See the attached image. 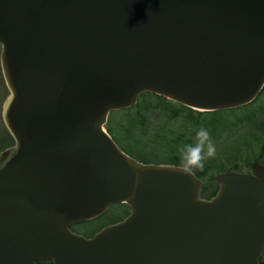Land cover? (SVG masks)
<instances>
[{
	"label": "water",
	"instance_id": "95a60500",
	"mask_svg": "<svg viewBox=\"0 0 264 264\" xmlns=\"http://www.w3.org/2000/svg\"><path fill=\"white\" fill-rule=\"evenodd\" d=\"M0 264H260L264 168L202 182L104 126L152 94L197 112L264 86V0H0ZM125 204L90 239L70 227Z\"/></svg>",
	"mask_w": 264,
	"mask_h": 264
},
{
	"label": "rangeland",
	"instance_id": "374dc122",
	"mask_svg": "<svg viewBox=\"0 0 264 264\" xmlns=\"http://www.w3.org/2000/svg\"><path fill=\"white\" fill-rule=\"evenodd\" d=\"M6 96L7 90L5 88L0 71V152L3 149L8 148L12 145L11 138L9 137L1 119V108ZM259 103L264 104V92L262 93L260 99L256 104L251 105L250 107H247L245 109L238 110L237 112L231 114H219L217 117L221 119L220 123H218L215 127L209 128V125L205 126L209 130L211 140L216 146V154L212 157H208L205 155L203 166L208 163V160H215L214 158L220 160L218 162L224 161L222 160L224 159V155L226 153H231L233 150L235 153H233L234 155H237V151H242V154L240 156L243 159V162L240 166L247 165L257 158L258 152L260 150L258 140L260 139L258 136L254 137L251 132L253 128H261L264 126V115L259 110L261 106V104ZM150 117L151 115L149 116L148 120H150ZM122 118L123 117H121L120 115L112 114L109 118V120H111L110 126H113L115 128L118 126L126 125L125 119ZM246 118H248L249 124L248 121L247 123H244V120ZM211 119V117L207 116L204 120L201 119V121L203 120V123L207 124V122H211ZM151 122L153 123L149 124L147 129L142 132L143 139H153L158 135H164L168 138V141L171 144L174 143L175 138L177 137L179 138V140L181 138L187 141L190 140L193 136H195L196 129L192 126L190 121L186 119V114H182L178 117V119L170 122H167L164 116L158 115L155 118H151ZM115 133L113 134L115 135ZM118 139H120V142H122L121 137H118ZM193 143H195V141ZM122 144L126 146L125 142H123ZM152 151L155 152V154L158 155L160 159L167 160L173 157L168 150L165 151L153 147ZM177 152L178 153L176 154L181 155L180 149ZM193 168V170L200 171L203 167ZM108 209V212L103 217H100L96 221L93 220L81 224L77 226L75 230L82 234H91L100 227H104L113 222L118 221L123 217L125 213L124 210L118 205L110 206Z\"/></svg>",
	"mask_w": 264,
	"mask_h": 264
},
{
	"label": "trees",
	"instance_id": "16d2710c",
	"mask_svg": "<svg viewBox=\"0 0 264 264\" xmlns=\"http://www.w3.org/2000/svg\"><path fill=\"white\" fill-rule=\"evenodd\" d=\"M234 111L228 112H215V113H198L192 111L190 109L184 108L177 104L166 101L162 98L144 94L140 96L137 101L135 107L129 110H125L117 115L123 117L125 119L126 125L113 127L111 125V120L106 127L108 134L113 138L116 144L120 147V149L138 160L142 163H157V164H172L176 166H182L180 161V155L176 154L177 151L181 149V147L186 143H193L195 141V136H193L190 140L185 141L184 139L179 140V138H175L174 143H169L168 138L164 135H158L155 138L151 139H143V134L148 125L153 123L151 122V118H155L156 116H164L165 120L168 122L178 119L182 114H186V119L190 121L192 126L196 129V131L200 127H205L209 125L210 127H215L218 123H220L221 119L217 117L219 114H231ZM150 120L149 119V116ZM211 117V122L207 124L203 123L205 117ZM201 119H203L201 121ZM249 124L248 118L244 120V123ZM229 126V125H228ZM206 128V127H205ZM117 131V132H116ZM116 132V133H115ZM115 133V135L113 134ZM117 134V136H116ZM122 138V142L120 139ZM125 142L126 146L122 143ZM133 142V143H132ZM132 143V144H131ZM153 147L169 151L173 157L169 159H160L155 152L152 151ZM234 150L231 153H226L224 155V161L218 162L220 160H208L205 166H203L202 170L197 171L193 170L194 168H189L194 174L204 181V189L203 196L205 198H210L216 193V185L214 182V176L220 172L226 171H240V165L243 162L241 158L242 151H237V155H234ZM237 156V157H235ZM221 159V158H219ZM242 159V160H241ZM124 210V216L128 213V208L126 206H120ZM121 220V219H119ZM261 264H264V255L261 258Z\"/></svg>",
	"mask_w": 264,
	"mask_h": 264
},
{
	"label": "clouds",
	"instance_id": "9594fccd",
	"mask_svg": "<svg viewBox=\"0 0 264 264\" xmlns=\"http://www.w3.org/2000/svg\"><path fill=\"white\" fill-rule=\"evenodd\" d=\"M180 161L183 169L203 167L205 155L212 157L216 154V146L211 140L210 132L200 127L195 133V143H186L180 149Z\"/></svg>",
	"mask_w": 264,
	"mask_h": 264
},
{
	"label": "flooded vegetation",
	"instance_id": "af4514ba",
	"mask_svg": "<svg viewBox=\"0 0 264 264\" xmlns=\"http://www.w3.org/2000/svg\"><path fill=\"white\" fill-rule=\"evenodd\" d=\"M261 104L259 110L261 111V113L264 115V104L263 103H259ZM264 123V122H263ZM251 134L254 135V137L258 136L260 140H258L259 145H260V150L258 152V156L256 159H254L253 161H251L248 166H246V168H243V172L245 174H252L254 175V171L252 168V165L257 164L259 166H263L264 167V126L261 128H253ZM86 237H90V236H86Z\"/></svg>",
	"mask_w": 264,
	"mask_h": 264
}]
</instances>
